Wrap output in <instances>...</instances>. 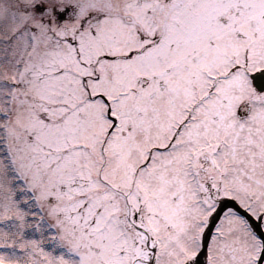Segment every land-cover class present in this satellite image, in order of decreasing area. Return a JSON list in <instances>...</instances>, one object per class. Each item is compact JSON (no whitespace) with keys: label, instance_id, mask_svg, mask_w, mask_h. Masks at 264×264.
<instances>
[{"label":"snow or ice","instance_id":"6c2138e0","mask_svg":"<svg viewBox=\"0 0 264 264\" xmlns=\"http://www.w3.org/2000/svg\"><path fill=\"white\" fill-rule=\"evenodd\" d=\"M0 264H264V0H0Z\"/></svg>","mask_w":264,"mask_h":264}]
</instances>
